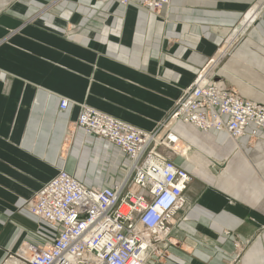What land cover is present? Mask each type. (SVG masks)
Returning a JSON list of instances; mask_svg holds the SVG:
<instances>
[{"label":"crops","instance_id":"1","mask_svg":"<svg viewBox=\"0 0 264 264\" xmlns=\"http://www.w3.org/2000/svg\"><path fill=\"white\" fill-rule=\"evenodd\" d=\"M129 1L0 0V261L42 244L24 203L58 170L88 186L122 179L128 158L75 131L81 105L155 130L235 35L213 82L264 104V0H171L157 13ZM172 131L176 151L159 149L192 180L166 256L147 264H264V140Z\"/></svg>","mask_w":264,"mask_h":264},{"label":"built area","instance_id":"2","mask_svg":"<svg viewBox=\"0 0 264 264\" xmlns=\"http://www.w3.org/2000/svg\"><path fill=\"white\" fill-rule=\"evenodd\" d=\"M170 2L141 0L140 6L157 13ZM255 14L251 11L244 23ZM236 36L227 39L224 52ZM218 54L182 89L155 130H142L81 105L75 131L107 140L128 158L122 179L110 187L88 186L78 175L58 170L24 203L36 219L35 233L42 244L22 241L15 250L5 251L0 264H147L166 256L172 221L187 204L185 192L192 180L190 172L159 149L176 151L173 145L178 137L172 126L191 124L204 132L225 133L234 141L264 140V104L213 82L216 75L211 69L222 56ZM69 104L68 98L61 97L58 109L64 111Z\"/></svg>","mask_w":264,"mask_h":264},{"label":"rangeland","instance_id":"3","mask_svg":"<svg viewBox=\"0 0 264 264\" xmlns=\"http://www.w3.org/2000/svg\"><path fill=\"white\" fill-rule=\"evenodd\" d=\"M249 15V14H248ZM253 18H254V16H253ZM252 18V19H253ZM243 24H239L238 26H237V29H235L233 32H236L237 34H241V33H243V31H244V28H245V26H246V24L248 23H244V22H242ZM234 38V37H233ZM232 38V39H233ZM238 38V36H236V39ZM225 39V41L227 40V37L226 38H224ZM232 42V41H231ZM227 45L228 44H226V45H224L223 44V46H222V48H221V50H219V54H221L222 56L220 57V59L214 64V66H213V68L211 69V71L217 76V74H218V71L221 69V67H222V65H219V64H221V62H222V60H224L226 57H228V55H229V51H227V52H224L225 51V49H226V47H227ZM218 54V55H219ZM210 61V60H209ZM209 64V63H208ZM205 68V67H204ZM203 69V68H202ZM232 90H234L233 88H231ZM234 91H236V90H234ZM237 92V91H236ZM238 93V92H237ZM240 95V94H239ZM241 96V95H240ZM242 97V96H241ZM243 98V97H242ZM86 105V104H85ZM88 106V105H87ZM27 212V211H26ZM34 222V221H33Z\"/></svg>","mask_w":264,"mask_h":264}]
</instances>
